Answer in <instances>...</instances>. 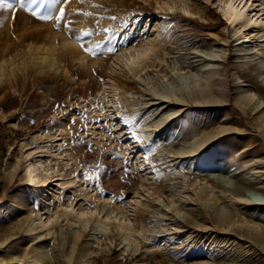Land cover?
Wrapping results in <instances>:
<instances>
[{
	"label": "rangeland",
	"instance_id": "rangeland-1",
	"mask_svg": "<svg viewBox=\"0 0 264 264\" xmlns=\"http://www.w3.org/2000/svg\"><path fill=\"white\" fill-rule=\"evenodd\" d=\"M165 2L174 5L162 7ZM216 2L67 0L59 5L66 9L59 27L55 20H38L20 8L15 19L11 10L0 11L5 17L0 25L4 68L0 74V239L6 237L9 246L0 247V264H51L33 261L32 252L25 254L34 245L60 264H224L232 260L264 264V251L254 250L240 237L220 245L210 243L212 237L218 240L230 228L241 230L240 221L224 228L214 229L212 223L202 230L193 227L199 238L192 241L174 227L177 215L190 204L210 203L218 192L223 194L224 204L242 214L247 205H253L251 194L264 202V192L248 187L245 191L251 194L246 199L221 190L233 188L244 176L236 163L217 158L220 148L253 140L256 154L264 152V132L255 123L258 109L245 110L233 99L236 71H247L264 88V66L258 67L264 56L256 54L257 43H264V36L255 34L250 41L236 44ZM86 12L92 15H83ZM153 22L161 28L157 37L149 34ZM80 23L82 30L92 31V35L81 37L86 47L103 42L95 57L75 39ZM62 37L78 41V50L65 45L61 55L58 46L54 65L47 67L39 59L44 49L33 46L59 43ZM142 40H149L152 50L137 74L115 64L111 69L120 42L137 44ZM243 46H248L253 57L249 66L243 57L234 59ZM108 47L115 51H106ZM220 48L225 50L221 68L230 87L229 102L209 109L195 102L184 105L179 112L184 114L181 124L173 129L169 123L167 127L162 121L170 107L158 104V93L171 89L178 93L181 83L191 86L201 82L209 54ZM243 82L244 88L252 83ZM261 92L259 108L264 107V90ZM104 94L108 101L102 104L99 98ZM88 99L93 105L83 106ZM212 119L217 121L215 127L229 120L235 130L215 136L211 141L216 142L194 156H178L173 151L186 146L192 140L191 132L201 131ZM247 148L251 147H242ZM40 156L51 165L47 173L43 171L48 197L73 194L75 207L82 205L87 211L83 221H74L66 213L68 207H59L50 225L26 230L28 218L34 219L38 211L36 190L41 181L28 183L22 165L26 158ZM10 170L12 178L7 173ZM102 207L111 212L107 230L95 225L97 217L102 218ZM45 210L41 209L43 215ZM121 221L130 224V237L118 231ZM248 221L264 224V215L256 219L248 215ZM76 229L83 231V239L71 250L70 235ZM208 233L210 239L206 240ZM69 253L72 260L66 261Z\"/></svg>",
	"mask_w": 264,
	"mask_h": 264
},
{
	"label": "bare ground",
	"instance_id": "bare-ground-1",
	"mask_svg": "<svg viewBox=\"0 0 264 264\" xmlns=\"http://www.w3.org/2000/svg\"><path fill=\"white\" fill-rule=\"evenodd\" d=\"M172 5H174V3H171L170 5L165 2L162 7H170ZM180 5L183 8H186L185 3L182 2V4ZM215 6L219 12V15L221 16V18H223L225 25L231 28L232 33L235 36L236 44H240L244 41H250V39H252L255 34L264 36V0H217ZM159 18L160 17L155 16L156 20H159ZM229 21L232 22L229 23ZM151 25L152 29L149 34L154 33V37H157L160 34L161 28L160 26H157L158 22H153ZM82 26L83 23H80L79 27L81 28ZM82 29L83 28H81V30ZM78 44V41H71L70 38L62 37L59 43H44L42 47L36 45L33 47L36 49H44V52L39 57V59L44 62L47 67H52L55 63L54 50L58 48V46H60V52L62 55L63 46L72 45L74 46V48H76V50H78ZM28 46L29 48H32L30 44H28ZM151 50L152 44L149 40H142L137 44L124 41L122 43L120 42L118 49L113 54L112 62L110 63L111 69L114 70L113 64H115L117 67L126 68L128 71L137 74L140 71L142 63L145 61ZM242 50L243 51L241 53L235 52L234 59L243 57L244 62L248 65V62L251 61L253 57L248 51V46H243ZM256 54L264 56V43H257ZM224 60V48H220L218 50L216 49L209 54L208 59L204 64L205 66H207V68L206 72L204 70L205 73L202 74L203 76H201L203 78L201 82H192L191 86L189 84L181 83L176 88L177 91H179L178 93L172 89L158 93L159 97H157L161 99L160 103L158 104H161L163 106V104L166 103L165 107H170L167 110L165 109L167 111V114L165 113L164 119L163 115H160V117L163 119L162 122H166L167 127L169 123H171L170 128L173 129L177 125L181 124V117L183 113L179 112L182 110V107L184 105L195 102L199 106H204L209 109L216 105H223L229 102V95L227 91L228 89H230V87L226 82V72L222 70L223 67L221 68V66H223ZM258 62V67L262 68L264 66V60L262 59ZM3 69L2 59L0 58V74L2 73ZM221 70L224 72H222ZM236 73L237 74L233 76V99L245 110L258 109L256 111L257 117L255 123L256 126H259L260 131L264 132V107L259 108V106L261 105L259 98L260 95H262L261 91L264 90V88L260 84H258V82L253 81L254 79L252 78V75L247 73V71H236ZM176 77L180 76L177 75ZM241 77H244L245 79L240 80ZM246 79L251 80L252 83L250 84V86L244 88V85H246V83L243 81H247ZM99 101L102 104L107 102V95L104 94L100 96ZM89 105H93V101L91 99H88L83 104V106ZM224 114L226 116L229 115V113L227 112H225ZM212 120L208 124L205 123L201 131L196 132V130L192 129L196 133L192 135L193 132H191L190 135L193 137H191L192 140L190 142L188 141L189 143L186 146L184 144L183 147H179V149L176 148L177 150L173 151H175L178 156H181L183 154H187V156H194L203 147H207L208 144L216 142L211 141L215 136L235 130L236 125H234L229 120L218 122V125L216 127L214 125L217 121L215 122L214 120ZM162 122L161 125L163 124ZM190 126L191 124H189V127ZM212 126L215 127V132H212L213 128H210ZM252 141L247 142V144L240 142L243 144H235V146L233 145V148L230 147L231 144L228 145L226 143L227 145H224L222 148L219 147V152L215 154L218 159L228 158V161L231 160L232 163H236V168H239L240 174L244 176L243 178H238L233 188L223 187L221 189L228 192L232 197H235L236 199H242L245 198L248 194H251L250 190L248 191V193L245 191L246 187H248V189L264 192V152H259V154H256L257 150L255 149L257 148H252ZM244 145H248L251 148L242 149ZM49 168H51V165L46 164V159L43 156H40L38 159L29 157L26 158L23 162L22 171L25 180L28 183L41 181V183L39 184L40 187L36 190L38 211L37 213H35L34 219H32L31 217L28 218L26 222V230L32 231L50 225L55 218L59 207H68L69 209L66 213L69 214L71 219L76 222L83 221L84 215L87 212L85 207H83L82 205H78L77 207H75V204L73 202V194L71 195L68 192H64L62 195L48 197L46 187L44 185V181L47 180V176L43 173V171L47 173V170ZM53 172L55 173L54 170L52 171V173ZM7 173L10 178L14 176L12 170L8 171ZM219 193L220 192L212 197V202L210 203H196L194 205L190 204L191 206H188L185 212L177 215L174 223L175 229L180 231V233L187 238L186 240L192 241L195 240V237H197L198 235V232H196L197 229L202 230V227L206 223H212L214 229H216L219 227L224 228L226 226L234 224L235 221H240L241 230L230 228L225 231V236L218 238V240H213L212 237V239L209 240L210 243H217V245H220L225 240L227 241L228 239L237 236L242 238L245 242H248L254 250L259 249L261 251H264L262 250L264 249V224L255 222L250 224V222L248 221V215L253 216V218L255 219L256 216L264 215V202L261 201L260 198L251 194L249 199L253 201V205H247L245 208V214H242L238 211H233L228 205L224 204L221 196L223 194ZM24 204L25 203L22 202V205ZM42 208H46V215H43L44 212H41ZM252 213H255V215H252ZM101 214L102 218L98 216L95 222L96 228L107 230L109 225L108 218L111 216V212H109V210L105 207H102ZM193 227H196L197 229H192ZM130 228V224L124 221H121L118 224V231H120V234L123 237L127 238L132 235V231ZM206 237V240L210 239V233L206 234ZM198 238L199 237H197V239ZM82 239L83 231L81 229L74 230L70 235L71 250L76 247L78 248ZM259 245H261V248ZM0 247H3L5 249L9 248L6 237L0 239ZM71 250H69V252H71ZM30 252L33 253V261H51V264H60L55 258L48 256L47 253L42 251V249H39L37 245H34L30 250L25 251V254H28ZM65 259L66 261H71L72 255L69 253ZM230 262L231 263L226 262L224 264H250L248 262H242L238 260H232Z\"/></svg>",
	"mask_w": 264,
	"mask_h": 264
},
{
	"label": "snow or ice",
	"instance_id": "snow-or-ice-1",
	"mask_svg": "<svg viewBox=\"0 0 264 264\" xmlns=\"http://www.w3.org/2000/svg\"><path fill=\"white\" fill-rule=\"evenodd\" d=\"M67 0H0V11L7 12L11 10L13 19H15L17 14V9H23L26 13H29L32 17L41 20V21H49L55 20L56 27H59V22L65 17L66 9L62 5L66 3ZM84 2V0H82ZM57 7H59L58 12L56 11ZM95 7V5H94ZM78 11V10H77ZM85 16H91L92 13H83ZM111 19H116V17H112ZM5 17L0 16V25L4 23ZM232 21H229L231 23ZM65 27H68L66 24ZM105 32H110L111 29H104ZM92 35L91 30H81L80 34L75 37L76 40L81 41V37H87ZM106 39H110V37H105ZM103 42H97L94 46H85L83 41H81V47L83 50L92 56H96L98 50L101 47ZM108 52H113L115 49L108 47L105 49ZM103 79V78H101ZM89 151H93L92 146H88ZM99 167V165H97Z\"/></svg>",
	"mask_w": 264,
	"mask_h": 264
}]
</instances>
